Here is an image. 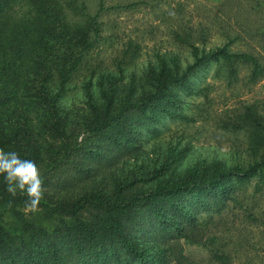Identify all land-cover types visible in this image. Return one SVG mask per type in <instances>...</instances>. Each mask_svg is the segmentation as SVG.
I'll use <instances>...</instances> for the list:
<instances>
[{
  "label": "trees",
  "instance_id": "16d2710c",
  "mask_svg": "<svg viewBox=\"0 0 264 264\" xmlns=\"http://www.w3.org/2000/svg\"><path fill=\"white\" fill-rule=\"evenodd\" d=\"M133 4L97 0L90 12L78 0H0V149L35 161L45 188L38 210L27 212L26 196L11 197L0 176V264H194L181 242L203 241L200 212H220L233 181L262 179L264 100L216 120L243 133L246 165L237 150L229 163L202 159L181 170L170 152L137 163L135 134L164 115L183 118L180 92L197 91L204 65L214 62L229 84L239 66L249 68L250 81L263 71L256 56L227 44L206 51L190 28L174 33L191 57L183 67L175 55L155 54L140 75L126 76L123 57L131 62L138 48L130 41L115 71L90 70L94 90L84 87L80 108L61 104L65 84L99 38L101 13ZM211 254L227 262L223 252Z\"/></svg>",
  "mask_w": 264,
  "mask_h": 264
},
{
  "label": "rangeland",
  "instance_id": "374dc122",
  "mask_svg": "<svg viewBox=\"0 0 264 264\" xmlns=\"http://www.w3.org/2000/svg\"><path fill=\"white\" fill-rule=\"evenodd\" d=\"M85 2L90 12L97 0ZM104 6L134 3L130 8H115L102 12L99 38L86 55L81 67L65 84L61 104L80 108L84 87H91L95 74L90 70L115 71L122 59L121 51L130 41L138 45L137 56L121 63L124 74L140 75L155 54L164 59L177 57L180 67L191 61L188 48L176 44L174 33L190 28L193 37L203 38L208 49L227 44L230 51L249 52L257 57L263 71L255 80H248L249 68L239 66L237 77L230 84L224 75H215L214 62L204 65L194 78L197 91L180 92L178 111L184 115H164L147 129L139 130L141 151L137 163L174 157L176 170L202 159H218L229 163L231 152H239V164L251 161L244 144V135L220 129L217 117L242 104L264 100V5L260 0H102ZM117 60V61H116ZM125 167L132 165L126 157ZM262 179L251 177L242 183L233 181L232 198L218 213L200 212L204 222L203 241L198 244L181 242L183 252L194 264H221L212 251L226 254L224 264H264V168ZM209 238H212L210 240Z\"/></svg>",
  "mask_w": 264,
  "mask_h": 264
},
{
  "label": "clouds",
  "instance_id": "9594fccd",
  "mask_svg": "<svg viewBox=\"0 0 264 264\" xmlns=\"http://www.w3.org/2000/svg\"><path fill=\"white\" fill-rule=\"evenodd\" d=\"M0 176L4 177L5 191L13 198L26 196L25 210L36 212L44 198V181L33 160L21 159L15 151L0 149Z\"/></svg>",
  "mask_w": 264,
  "mask_h": 264
}]
</instances>
